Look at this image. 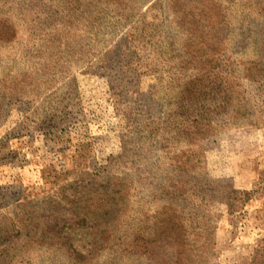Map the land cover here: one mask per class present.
<instances>
[{
    "label": "rangeland",
    "instance_id": "374dc122",
    "mask_svg": "<svg viewBox=\"0 0 264 264\" xmlns=\"http://www.w3.org/2000/svg\"><path fill=\"white\" fill-rule=\"evenodd\" d=\"M197 1L0 0V264H264V0ZM208 51L262 75L188 164L163 160L169 83ZM86 201V224L45 234Z\"/></svg>",
    "mask_w": 264,
    "mask_h": 264
},
{
    "label": "trees",
    "instance_id": "16d2710c",
    "mask_svg": "<svg viewBox=\"0 0 264 264\" xmlns=\"http://www.w3.org/2000/svg\"><path fill=\"white\" fill-rule=\"evenodd\" d=\"M171 0H166V4L169 6V2ZM209 1V0H208ZM205 0L195 2L196 8L202 12V6L207 4ZM122 5V2H121ZM216 7V5L213 3ZM185 4H181L180 2H175V5L170 7L172 12H184ZM199 12V13H200ZM124 18L118 20V22H123ZM131 29V28H130ZM14 39L12 35H9L5 38V43H9ZM1 42H4L1 38ZM208 52H200L198 55L199 61L198 66L195 69L196 75L194 78H190L186 81L175 83H169L168 90L171 93L169 99V107L168 109L162 112V155L164 156L163 160L171 161L173 159L178 160L180 165L185 166L190 161L180 162L182 158H184L185 152H193L190 148H197L199 146L202 139L207 138L215 131L214 124L216 122V114L226 107H233V103L239 100V93L235 95V89L240 90L241 83L239 82V78H247L255 81L256 76L260 75L262 70L255 67L254 63H250L248 59H240L239 66L234 67L236 60L230 61V63L225 66V68L220 71L217 68V61L219 63V56L217 58V54L215 56L206 55ZM235 58V57H231ZM212 60L216 62L215 64H211ZM238 63V62H237ZM243 67V68H241ZM262 75V74H261ZM262 77V76H260ZM163 91V90H162ZM238 107V106H237ZM234 114L229 115L228 117L231 119H235L238 117V108H236ZM233 113V112H232ZM183 146L184 149L182 151L178 150L179 146ZM169 147H173L169 148ZM170 150L173 152L170 154ZM196 151V150H195ZM198 153V151H197ZM196 153V155H197ZM172 155V156H171ZM172 169L175 172L183 173L187 172V168L184 170L177 167L175 164L169 163ZM177 185V184H176ZM173 186L170 194L167 193L165 196L171 195V201L168 204L169 206L166 208L171 217H166L163 220L162 224V247L168 246L175 241L171 242V237L174 234V223L171 222V219L176 218V208H175V200L177 199V195L180 192L178 186ZM109 195V194H108ZM163 203L165 202L162 199ZM86 207L82 208L76 205V208L70 212V217L67 220V224L63 221V227H58L55 233H52L53 230L46 231L45 234L49 235H61L64 231V227L66 228H75L77 222H83L86 224L87 217L91 216L92 210H90L89 202L86 201ZM90 204H93L92 202ZM111 207V205L109 206ZM69 211V210H68ZM165 216L166 212H162ZM66 225V226H65ZM86 228L93 229L89 226ZM96 229V227H94ZM179 229L181 234V227L179 225L176 226V229ZM77 230V229H74ZM2 243H0L1 246ZM62 247H66V243L62 244ZM81 260L84 258L81 253L77 254Z\"/></svg>",
    "mask_w": 264,
    "mask_h": 264
}]
</instances>
